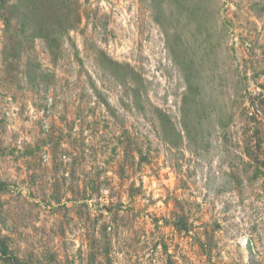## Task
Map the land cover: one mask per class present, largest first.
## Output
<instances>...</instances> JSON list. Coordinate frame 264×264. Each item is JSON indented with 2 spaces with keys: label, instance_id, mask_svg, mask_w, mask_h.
I'll return each mask as SVG.
<instances>
[{
  "label": "rangeland",
  "instance_id": "374dc122",
  "mask_svg": "<svg viewBox=\"0 0 264 264\" xmlns=\"http://www.w3.org/2000/svg\"><path fill=\"white\" fill-rule=\"evenodd\" d=\"M0 264H264V0H0Z\"/></svg>",
  "mask_w": 264,
  "mask_h": 264
},
{
  "label": "trees",
  "instance_id": "16d2710c",
  "mask_svg": "<svg viewBox=\"0 0 264 264\" xmlns=\"http://www.w3.org/2000/svg\"><path fill=\"white\" fill-rule=\"evenodd\" d=\"M2 251H4V249H2V248L0 247V252H2Z\"/></svg>",
  "mask_w": 264,
  "mask_h": 264
}]
</instances>
